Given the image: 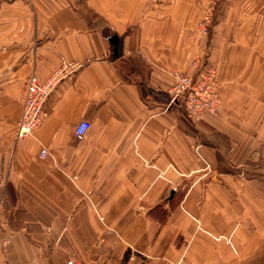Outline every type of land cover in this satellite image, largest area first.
Listing matches in <instances>:
<instances>
[{"label":"crops","instance_id":"1","mask_svg":"<svg viewBox=\"0 0 264 264\" xmlns=\"http://www.w3.org/2000/svg\"><path fill=\"white\" fill-rule=\"evenodd\" d=\"M212 1L0 0V264H264V0H216L203 34ZM196 58L221 95L197 123L168 93ZM63 61L19 139L27 77Z\"/></svg>","mask_w":264,"mask_h":264},{"label":"built area","instance_id":"2","mask_svg":"<svg viewBox=\"0 0 264 264\" xmlns=\"http://www.w3.org/2000/svg\"><path fill=\"white\" fill-rule=\"evenodd\" d=\"M216 0L212 1L198 22V28L207 34L213 20ZM81 65L78 62L63 61L51 74L41 79L31 74L25 82L22 96V112L18 123V138L22 139L37 130L48 115L46 103L53 91L65 79L74 76ZM174 83L169 90L171 101L180 100L183 103L186 116L192 122H199L204 113L216 112L221 105L218 73L213 66L200 67L199 59H194L185 70L174 71ZM91 122L81 120L75 127V134L83 138L90 128ZM41 157L49 154L47 147L41 149ZM26 264H41L32 260ZM63 264H92L82 258H68Z\"/></svg>","mask_w":264,"mask_h":264},{"label":"water","instance_id":"3","mask_svg":"<svg viewBox=\"0 0 264 264\" xmlns=\"http://www.w3.org/2000/svg\"><path fill=\"white\" fill-rule=\"evenodd\" d=\"M109 42H110V48H111V53L109 56V60H115L122 56L123 54V35H119L116 31H112L108 36H107ZM174 193V190L171 191V196ZM171 196L169 198H171Z\"/></svg>","mask_w":264,"mask_h":264},{"label":"rangeland","instance_id":"4","mask_svg":"<svg viewBox=\"0 0 264 264\" xmlns=\"http://www.w3.org/2000/svg\"><path fill=\"white\" fill-rule=\"evenodd\" d=\"M214 14H215V11H214ZM211 25H212V22H211ZM210 25V26H211ZM198 30H199V28H198ZM200 31V30H199ZM209 31H210V27H209ZM209 31H208V33H209ZM201 32V31H200ZM199 59V58H198ZM199 63H200V59H199ZM191 64V63H190ZM204 66H212V65H201V63H200V67H204ZM214 67V66H213ZM185 70V69H184ZM169 93V92H168Z\"/></svg>","mask_w":264,"mask_h":264}]
</instances>
